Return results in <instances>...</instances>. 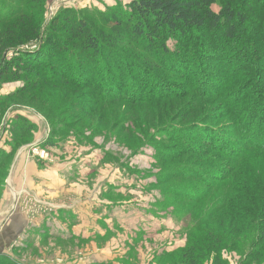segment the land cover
I'll return each mask as SVG.
<instances>
[{"label": "rangeland", "instance_id": "obj_1", "mask_svg": "<svg viewBox=\"0 0 264 264\" xmlns=\"http://www.w3.org/2000/svg\"><path fill=\"white\" fill-rule=\"evenodd\" d=\"M134 1L137 0H39V3L35 2L37 8L34 11L40 13L33 15V19L41 21L40 38L0 55L2 64L7 65V73L0 75V104H2L0 105V149L8 154L13 149L15 151L13 157L10 153L11 156L9 154L7 159L1 160L3 162L1 168H4V172L1 170L0 173V230L10 219L12 214V211L9 213L10 209H14L13 197L8 190V177L12 172L15 158H19L25 162L24 165L34 163L42 171L50 168H65L66 173L70 169L68 174L73 176L70 184L82 187L83 196L102 197L107 201L118 203L124 198L114 196L112 189L107 190L105 194L99 192H102L104 188L102 183L106 180L109 184H114L113 186H123L136 200L135 203H138L136 209H141L138 207L143 206L149 214L160 218L163 230L159 236L141 238L120 233L113 237V244L122 248L125 255L127 253V256L123 257L127 258L124 259V264H193L184 257V249L188 246L198 248L196 253L203 254L205 249L203 234L210 232L215 235L211 225L218 217V214L213 215V213L221 202L218 194L221 186L217 184L209 189L207 197L198 206L174 197L170 191L179 189L178 187L182 185L191 186L192 182L181 178L174 180L168 178L167 175L172 168L198 169L201 165L193 162L195 157L191 160L189 156L168 163L164 152L172 146L171 139H174V135L171 132L179 129L184 131L194 123L215 131L226 132V136L234 138L232 116L236 108L228 110L222 100L216 98L207 103L202 102L201 107L196 110L199 98L193 94L174 102L141 104L133 108L113 100L107 104L96 105L91 103L96 95L91 88L88 89L87 85L79 87L77 83L70 81L75 77L79 78L78 80L88 79V72L84 71L83 74L77 71L75 74L71 73L70 79L68 77L67 79L60 76V71L63 64L67 70L82 64V68H90L89 73L94 70L95 73L97 72V74L93 73L91 79L93 83L100 79L101 84L104 85V80L107 78L114 79L118 81L115 88L134 87V94H139L154 83L166 85L167 89L183 87V83L177 77L174 80V75H188V73L179 69H185L192 75L198 73V69H204L203 65L206 68L209 62L210 64L213 62H206L207 59L199 62L200 54L203 56V53L197 52L198 47L195 45L197 43L187 46L185 39L167 38L163 42L162 38L160 42L164 43L168 55L163 56L160 51L151 56L146 52L147 47L144 43L128 40L125 36L120 44L104 48L98 57H93L88 62L83 60L85 56L83 53L82 55L75 52L70 45L67 50L64 46H57L56 51L45 46V62L39 67L29 60L40 48L43 50L42 45L50 36V23L62 11L72 9L82 12L91 19L92 29L100 31L104 36H113L112 15H120L126 19L131 13L128 6ZM239 1L217 0L211 6V10L217 14L224 5L237 8L240 7ZM30 6L32 0H0V11H4L3 13L13 8L26 9ZM249 26V33H252V23ZM60 36L66 37L62 34ZM205 37L207 34L200 35L202 39ZM233 48L229 46V51L239 52L238 55H242L241 52L245 53L239 46ZM184 51L187 52L184 54ZM107 57L112 62L122 64L116 69L122 70L123 76L116 74V69L108 63ZM250 58L244 56L243 59L246 61H243L249 63ZM252 58L255 61V57ZM218 59L216 57L215 61ZM235 62L228 60L229 68H220L221 71L218 72L214 70V75L221 74L226 78V75L234 71ZM89 63L94 66H90ZM200 63L204 64L199 66ZM246 72L248 71L242 69L241 76L237 79L236 86L246 85L244 90L246 92L239 97L253 92L254 87L248 85L252 82L247 81L251 77L245 76ZM210 76V73L206 74L208 81H212ZM261 76V78H252L253 84L264 83V73ZM32 84L35 86L30 87ZM248 87L250 88L247 89ZM189 100L196 103L191 101L188 104ZM250 101L251 97L245 98L248 109L252 107ZM47 142L49 143L45 145ZM37 149L47 150L48 158L40 159L34 153ZM178 152V149L173 151V153ZM207 165L216 168L221 164ZM254 166L264 169V155L254 160ZM108 175L109 179H107ZM199 183L195 185L204 187V184ZM24 190L20 194L16 211L24 212L32 222L35 215L48 204L32 192ZM245 213L250 221L258 220L257 213V215ZM250 221H242L244 222L240 225L244 231L242 237L231 232L234 228L233 224H227L230 230L228 234H232L227 238L228 242L223 241V244L228 245L224 248L218 246V256L215 258L213 253H209L202 259L196 258L194 264H264V257L256 259L253 256L257 251L264 252V242H260L262 246H256L255 240H252L257 237L256 228L252 227L253 225L249 226ZM50 243L51 246L47 244L48 251H42L46 252L43 255L48 259L46 261H63L64 259L60 258L63 257L62 253L52 254L53 248L58 243L55 241ZM36 253L38 252L34 251L26 256L34 258ZM26 256L24 255L25 258ZM65 256L70 262H79L83 258L81 253L73 252L65 253ZM0 264H16V260L12 262L0 257Z\"/></svg>", "mask_w": 264, "mask_h": 264}, {"label": "trees", "instance_id": "obj_2", "mask_svg": "<svg viewBox=\"0 0 264 264\" xmlns=\"http://www.w3.org/2000/svg\"><path fill=\"white\" fill-rule=\"evenodd\" d=\"M216 1H134L128 6L131 13L126 19L120 15H112L113 27L111 31L113 36H104L100 31L92 29L91 19L82 12L66 9L51 21L50 36L43 43V50L40 48L39 51L34 53L32 59H29L32 64L39 67L45 62V46L56 51L57 46H64L67 50L70 45L75 52L83 53L85 55L83 60L88 62L91 58L98 57L104 48L120 44L121 39L125 36L128 40L144 43L147 47L146 52L151 56L160 51L164 54L163 56L168 55L164 43L160 42L162 38L163 42L167 38L185 39L188 42H185L187 46L194 42L197 43L195 44L198 47L197 52L203 53V56L200 54L199 62L202 59H207L206 62H213L212 64L209 62L206 68L203 65L204 63H200L199 66L203 65L204 69H198V73L192 75L186 72L185 69H179L184 73H188V75H174V80L177 77L183 83V87L167 89L166 85L154 83L149 85V89H145L144 92L139 94H134V87L115 88L118 81L114 79L107 78L104 80V85L101 84L100 79L98 82L93 83L91 79L95 70L89 73L90 68H82V64L77 65L72 70H67L64 67L65 64H63L60 71L62 78L68 77L69 79L71 73L75 74L78 71L84 74V71L88 72V79L82 77L84 80H78L79 78L75 77L76 79L71 78L70 81L77 83L76 85H79V87L87 85L88 89L91 88L96 94L91 103L96 105L107 104L113 100L120 101L133 108L141 104L174 102L193 94L199 98L196 110L201 107L202 102L207 103L209 100L216 98L222 100L228 110L236 108L233 116L231 115L234 138L226 136V132L215 131V129L201 127V125L194 123L185 128L184 131H180V129L175 132L170 131L174 135V139H171L172 146L165 149L164 152L168 163L189 156L191 160L195 157L196 159L193 162L201 165L198 169L194 167L172 168L171 171L174 172L170 171L167 175L168 178L172 180L181 178L192 182L191 186L182 185L178 187L179 189L170 191V194L174 197L191 202L193 206H198L207 197L209 189L217 184L221 186V191L218 193L221 202H219V207L215 208L213 213V215L218 214V217L211 225L216 236L210 234V232L203 234L205 243L203 254L196 253L198 248L188 246L184 249V257L193 264L197 260L196 258L202 259L203 256L207 257L209 253H213L214 258L218 256V246L226 247L228 244H223V241L224 243L228 242L227 238H230L232 233L242 237L244 231L240 225L244 224L242 221H250L245 212L258 214V220L250 221L249 226L253 225L252 227L256 228L257 237L252 239L255 240L256 246H262L260 242H264V169L254 166V160L259 158L260 155H264V86L262 85L264 83L258 82L257 85L251 81L254 77L261 78L264 73V0H240V7L235 8L224 5L220 12L215 14L211 10V6ZM35 2L39 3V0H32V6L26 9L13 8L7 13L0 11L1 56L31 40L34 41L40 38L41 21L33 19V15L40 13L34 11L37 8ZM124 20L126 21L124 22ZM251 23L253 30L252 33H249ZM202 33L207 34V37L200 38ZM61 34L66 37H61ZM229 46H232V48L239 46L245 53L241 52L242 55H238L239 52H230ZM241 49L240 51H242ZM233 50L235 49L233 48ZM186 52L184 51V54ZM244 56L251 57L249 63H245ZM216 57L219 59L215 61ZM252 57H255V61ZM107 58L108 63L112 64L114 69L122 66L120 63L109 60V57ZM116 58L120 59L118 56ZM230 59L236 61L233 65L234 71L226 75V78L221 74L214 75L215 71H221L224 67L229 68L230 64L227 65V62ZM2 62L0 60V75L7 73V65H3ZM90 66L92 65L90 64ZM103 66L105 67L106 63ZM236 67L239 69H236ZM240 69L248 71L245 76L251 77L247 81L252 82L248 85L254 87L253 92L249 95H243L244 97L239 96L246 92L244 91L246 85L236 86L237 79L241 76ZM208 73H210L212 81L206 79ZM116 74L123 76L124 72L116 69ZM33 86L35 84L30 87ZM250 97L252 107L248 109L245 98ZM191 101L193 100H189L188 104ZM170 107L173 109V106L170 105ZM157 111L161 112L159 109ZM177 149L179 152L173 153ZM10 153L13 157L14 149ZM9 154L0 149V173L1 170H4V168H1L2 159H7ZM207 164L221 165L215 168L209 167ZM198 182L204 184V187L195 185ZM227 224L234 225L230 235L228 234L229 226ZM253 256L256 259L262 258L264 252L257 251Z\"/></svg>", "mask_w": 264, "mask_h": 264}, {"label": "crops", "instance_id": "obj_3", "mask_svg": "<svg viewBox=\"0 0 264 264\" xmlns=\"http://www.w3.org/2000/svg\"><path fill=\"white\" fill-rule=\"evenodd\" d=\"M24 163L15 158L8 177L14 209H10V219L0 230V257L16 260V264H124L127 258L123 257L127 253L113 244L115 235L131 234L141 238L161 235L160 218L149 214L143 206L136 209L138 203L125 187L113 186L107 180L102 183L104 188L99 193L112 189L114 196L124 198L118 203L83 196L82 187L70 184L73 179L68 174L70 169L66 173L65 168L42 171L34 163ZM23 190L48 204L32 222L24 212L16 211ZM51 241L58 243L52 254L62 253L63 261H46L43 256L46 252L42 251H48L47 244L51 246ZM34 251L38 252L34 258L26 256ZM72 252L81 253L83 258L70 262L65 253Z\"/></svg>", "mask_w": 264, "mask_h": 264}, {"label": "built area", "instance_id": "obj_4", "mask_svg": "<svg viewBox=\"0 0 264 264\" xmlns=\"http://www.w3.org/2000/svg\"><path fill=\"white\" fill-rule=\"evenodd\" d=\"M34 153L42 160H46L48 158L47 150L37 149Z\"/></svg>", "mask_w": 264, "mask_h": 264}]
</instances>
